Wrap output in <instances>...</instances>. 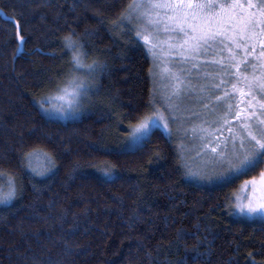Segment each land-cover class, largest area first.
<instances>
[{"label": "trees", "instance_id": "trees-1", "mask_svg": "<svg viewBox=\"0 0 264 264\" xmlns=\"http://www.w3.org/2000/svg\"><path fill=\"white\" fill-rule=\"evenodd\" d=\"M130 2L0 0V186L10 177L18 188L0 204V264H252L248 253L264 264V221L226 208L237 183L186 179L160 129L142 147L120 143L152 105V60L120 20ZM8 17L20 22L22 52ZM70 29L92 33L88 60L107 68L92 111L62 121L40 102L65 84ZM36 153L50 166L33 168Z\"/></svg>", "mask_w": 264, "mask_h": 264}, {"label": "snow or ice", "instance_id": "snow-or-ice-1", "mask_svg": "<svg viewBox=\"0 0 264 264\" xmlns=\"http://www.w3.org/2000/svg\"><path fill=\"white\" fill-rule=\"evenodd\" d=\"M125 12L127 15H121V22L132 17L144 20L153 28L158 27L161 23L170 25L173 31L184 36V44L193 53L208 54L210 51H214L212 48L214 44L220 45L222 51L226 50L229 53L227 63L224 62L223 58L212 61L221 67L222 72L215 75L205 73L203 79L215 80L220 75L231 76L264 96V51L255 57L260 62V75L257 76L254 69L253 75L249 77L243 75L239 70V64L245 62L237 61L233 49L228 47L231 44L236 49L244 48V54L247 56L246 45L251 44L258 37H264V0H246V4H241L240 0H131ZM161 12L164 13L163 16L160 15ZM8 19L12 20L17 30L16 35L20 42L18 51L22 52L25 37L19 35L20 22L13 17H8ZM116 27H120V24H116ZM91 35L92 33L89 31L81 34L76 29H70L62 37L63 47L72 54L68 62L70 68L62 89L70 99L67 106L59 110L64 118L76 114L84 102L90 99L89 93L97 89V75L103 73L107 68V64L99 58L88 60L85 46ZM137 35H141V33L138 32ZM241 40L244 42L243 44L239 42ZM259 44L264 49V40H259ZM255 46L253 44V48ZM245 67L248 65L245 64ZM176 79L178 81L174 89L176 95L180 94L181 86H183L193 93L198 89L202 95L206 96L221 90V86L228 83V81L221 80L217 84L192 85L179 77ZM231 88L234 94L238 92L241 97L251 94L238 89L235 83L231 85ZM229 99L231 97L227 91L224 92L223 97L215 96V101L219 104H225ZM41 107H44V101H41ZM205 107L207 106L205 105ZM226 107L237 121V127L235 130L228 127L230 135L224 141L222 150L217 154L220 160L227 165L223 171L216 175L217 179L222 180H228L233 174L246 175L264 165V103L249 104V107L253 109L252 111L240 109L233 112V105H226ZM235 107L238 108L239 104ZM256 107L259 108V112L255 110ZM224 124H229V121L225 119ZM160 126L161 117L158 112L153 116L142 118L137 125L130 126L131 130L125 138L123 147L127 149L142 147L151 138L154 128ZM163 127L167 130V124H164ZM192 131L196 132V129L193 128ZM212 151L215 152L216 149H212ZM101 171L105 176H112L115 165L106 166ZM6 174L0 170V176ZM188 174L190 173L185 172V175ZM261 176L264 179V173ZM200 178L212 179L211 176H200ZM248 183L250 182L245 181V184ZM251 183L255 190V181ZM17 194V185L10 179L7 191L4 190L3 186H0V204L10 203L17 197ZM230 214H238L248 218L259 217L264 221V199H249L247 204L237 203L235 208H231ZM36 235L40 236L39 231ZM248 257L251 258L252 264H257L252 253H248ZM33 264H39V262L34 261ZM48 264H60V262L49 259Z\"/></svg>", "mask_w": 264, "mask_h": 264}, {"label": "rangeland", "instance_id": "rangeland-1", "mask_svg": "<svg viewBox=\"0 0 264 264\" xmlns=\"http://www.w3.org/2000/svg\"><path fill=\"white\" fill-rule=\"evenodd\" d=\"M240 3L246 4V0H240ZM160 15L163 16L164 13L161 12ZM126 22L137 27L141 33L140 36L144 47L152 60L150 67L152 105L151 110L142 118L159 113L161 126L154 129L162 130L176 148L179 165L185 178L206 187L232 186L237 183L226 207L229 212H231V208H235L237 203L247 204L249 199H264V179L261 176L264 173V165L248 172L246 175L233 174L228 180L216 178V175L227 167L217 154L222 150L224 141L230 135L228 127H232L234 130L237 127V123L230 122V118L233 115L226 107V105H233V112L239 110L235 105L240 95L238 92L235 94L232 92L231 85L235 83L238 89L251 93L250 101L246 103L248 109L253 110L249 107V104L255 105L252 102L253 96L258 99V104L264 103V96H261L254 88L246 87L244 82L235 80L231 76L220 75L215 80L203 79L205 73L215 75L222 72L221 67L212 63V61H218L223 58L224 62L227 63L229 53L226 50L222 51L220 45L214 44L212 46L214 51H210L208 54L193 53L184 44V36L177 31H173L171 26L166 23H161L158 27L153 28L139 18L130 17L126 19ZM145 37H147V40H145ZM257 39L246 45L247 56L244 54V48L236 49L233 45H228V47L233 49L237 61L242 60L245 62L239 64V70L243 75L249 77L253 75L254 69L255 74L257 76L260 75V62L255 59L260 54L253 51V44H257ZM239 42L241 44L244 43L242 40ZM245 64L248 67H245ZM98 76L99 74L96 77V81ZM177 77L192 85L217 84L221 80L228 81V83L222 85L221 90L206 96L202 95L198 89L193 93L191 90L183 88V86H181L180 94L176 95L174 89L178 82ZM197 77H200V79H197ZM63 87L43 100V108L40 102V108H42L45 116L62 121L74 120L92 111L93 104H96L94 100L96 99L98 85L97 89L89 93L90 99L84 102L80 110L74 115H68L66 118L59 111L62 107L67 106L70 99L62 91ZM225 91L228 92L231 99L227 100L225 104L217 103L215 96L223 97ZM170 105L171 107H169ZM255 109H258L257 112H259L258 107ZM225 119L229 121V124H224ZM164 124H167V130L163 127ZM193 128L196 129V132L192 131ZM120 143L124 145L125 139H121ZM212 149H216V151L213 152ZM36 154L33 159L36 164H32L33 166L35 165L33 168L39 170L44 160L47 162L46 166H50L49 158H45L40 153ZM185 172L190 174L185 175ZM200 176H211L212 179H201ZM7 179L10 180L11 178L7 177ZM8 180L4 179L2 181L3 185L1 186H3L5 191H7ZM245 181L250 183L245 184ZM253 181H255V190L251 183ZM232 215L234 217L248 218L238 214ZM248 219L254 222L262 221L259 217Z\"/></svg>", "mask_w": 264, "mask_h": 264}, {"label": "flooded vegetation", "instance_id": "flooded-vegetation-1", "mask_svg": "<svg viewBox=\"0 0 264 264\" xmlns=\"http://www.w3.org/2000/svg\"><path fill=\"white\" fill-rule=\"evenodd\" d=\"M254 11V9H253ZM259 40H264V37H258L257 39V44L255 46V48H253V51L256 52V53H261V51H264V49L261 48L260 44H259ZM247 93V92H245ZM250 98H251V95H245L244 97H239V100L237 101L236 105L239 104V107L237 109H244L246 111H252L251 109H248L247 106H246V103L250 101ZM252 102H254L255 105L258 104V99L256 98V96H253L252 98ZM256 111L258 109H255ZM230 122H234V123H237V121L233 118H230Z\"/></svg>", "mask_w": 264, "mask_h": 264}]
</instances>
